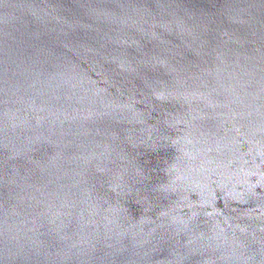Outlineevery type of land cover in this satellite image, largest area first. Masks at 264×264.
Returning a JSON list of instances; mask_svg holds the SVG:
<instances>
[{"label":"water","instance_id":"1","mask_svg":"<svg viewBox=\"0 0 264 264\" xmlns=\"http://www.w3.org/2000/svg\"><path fill=\"white\" fill-rule=\"evenodd\" d=\"M0 264H264V0H0Z\"/></svg>","mask_w":264,"mask_h":264}]
</instances>
